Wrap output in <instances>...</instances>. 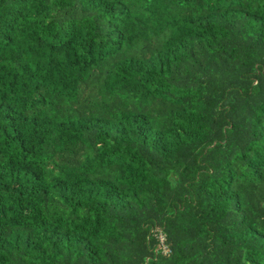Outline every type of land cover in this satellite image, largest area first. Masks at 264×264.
<instances>
[{
    "label": "trees",
    "instance_id": "trees-1",
    "mask_svg": "<svg viewBox=\"0 0 264 264\" xmlns=\"http://www.w3.org/2000/svg\"><path fill=\"white\" fill-rule=\"evenodd\" d=\"M0 264H264V0H0Z\"/></svg>",
    "mask_w": 264,
    "mask_h": 264
}]
</instances>
